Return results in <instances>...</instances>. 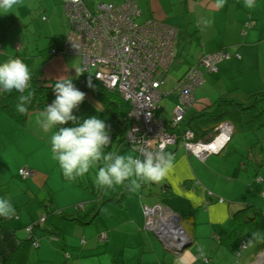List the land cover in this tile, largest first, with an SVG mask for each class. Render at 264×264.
Returning a JSON list of instances; mask_svg holds the SVG:
<instances>
[{"label":"crops","instance_id":"obj_1","mask_svg":"<svg viewBox=\"0 0 264 264\" xmlns=\"http://www.w3.org/2000/svg\"><path fill=\"white\" fill-rule=\"evenodd\" d=\"M94 1L98 0H82L89 9L98 3L120 5L125 0H101L90 8ZM135 1L139 10L136 23L153 19L173 26L178 38L185 33L189 42L195 40L200 45L199 55L218 50L230 55L217 63L216 73L203 75L186 118L188 112L190 116L209 109L219 98L244 103L251 94L264 91V0H256L252 9L244 7L243 0H226L222 8L216 0ZM65 2L24 0L13 13H0V62L19 58L32 69V77L38 76L51 87L59 77L72 78L76 86L82 76L77 77L72 59L55 52L68 33ZM139 18L144 20L138 22ZM204 20L211 24L205 25ZM189 24L195 28L191 35ZM57 32L65 34L60 44ZM33 35L47 41L32 43ZM85 98L102 110L92 96ZM41 112H30L25 126H19L0 111V198L15 208V217L0 216V264L28 238L36 245L32 242L29 246L24 264H251L264 250V242L248 244L254 232L264 236V134L261 141L258 131L244 134L234 129L223 150L204 161L185 155L178 142L166 151L173 158L172 168L162 182L138 181L139 186L133 188L125 181L99 188L95 179H89L87 185L63 176L50 146L56 129L44 130L37 122ZM185 126L184 122L181 127ZM122 136L112 134L110 149L133 155ZM39 144L47 166L33 161ZM14 151L24 159L13 161ZM23 167L32 172L26 179L17 173ZM125 187L127 193L119 199ZM78 204L82 207L76 209ZM155 204L181 216L190 235L181 254L169 252L163 244L162 249L144 230V206ZM246 204L254 205L260 214L247 223L239 216L237 224L233 215ZM29 226L31 232L26 230ZM102 232L105 240L99 239ZM201 247L202 258L197 252Z\"/></svg>","mask_w":264,"mask_h":264},{"label":"built area","instance_id":"obj_2","mask_svg":"<svg viewBox=\"0 0 264 264\" xmlns=\"http://www.w3.org/2000/svg\"><path fill=\"white\" fill-rule=\"evenodd\" d=\"M64 8L69 20L68 33L55 52L80 56L81 67L86 72L92 70L93 79L117 92L128 104L126 120L133 125L122 140L132 148L134 157L143 159V152L160 151L161 145L166 152L178 142L187 156L200 161L223 150L234 132L230 121L220 122L209 138H196L186 126L180 132L175 129L186 121V113L195 103L194 90L203 83V75L216 73L217 63L230 57L227 52L218 50L198 56L170 91L175 102L170 116L162 119L156 115L159 100L164 96L159 88L175 55L177 29L153 19L136 23L139 10L135 0H125L120 5L98 3L93 9L87 8L82 0H66ZM247 25L251 27L252 22ZM18 175L26 179L32 172L23 167L18 169ZM81 207L82 204L76 206ZM144 213V230L154 232L166 248L179 252L188 242L181 216L166 206H144ZM26 230L31 232L32 227ZM99 239L105 240L106 234L100 233ZM263 254L264 250L256 254L251 264H260Z\"/></svg>","mask_w":264,"mask_h":264},{"label":"clouds","instance_id":"obj_3","mask_svg":"<svg viewBox=\"0 0 264 264\" xmlns=\"http://www.w3.org/2000/svg\"><path fill=\"white\" fill-rule=\"evenodd\" d=\"M226 0H216L218 8H222ZM24 0H0V13H13L23 6ZM244 7L252 9L256 0H243ZM210 25L211 20L202 21ZM77 77L84 73L83 68L75 69ZM32 69L19 58H9L0 62V94L15 91L19 94L16 111L21 115L28 113L27 105L33 97ZM88 86L93 87L91 78ZM55 99L39 114L37 122L44 130L54 131L50 137L51 152L57 161L63 176L76 180L96 167L95 183L99 188H112L129 181L133 188L138 187V181L160 183L166 179L172 168V156L163 151L164 146L157 152H143V159L133 155H123L105 152L110 144V126L96 115L87 117L79 122L73 115L85 99V93L75 87L72 78L59 77L52 86ZM69 121L74 126L62 127ZM103 162V163H101ZM15 214L12 203L0 198V216L11 217ZM264 242V236L259 232L252 233L248 241ZM199 256L204 257L203 248H198ZM196 257H193L195 260Z\"/></svg>","mask_w":264,"mask_h":264},{"label":"trees","instance_id":"obj_4","mask_svg":"<svg viewBox=\"0 0 264 264\" xmlns=\"http://www.w3.org/2000/svg\"><path fill=\"white\" fill-rule=\"evenodd\" d=\"M81 76L82 80L79 82L78 88L90 93V95L100 103L111 122H115L116 128H119L122 123H125L120 116V104L122 100L119 94L102 86L99 82L93 79V75L90 72L85 71ZM89 78H91L93 87L88 86L87 82ZM31 85L33 97L31 103L27 105L28 113L26 115H21L16 111L19 97L18 93L13 91L11 93H3L0 96V111L5 113L19 126H25L27 115L30 112L43 111L46 105L51 104L49 93L52 87L50 85H47V83L38 76L32 77ZM249 100H251V102L245 104L228 98H219L209 109H203L191 114L185 121V125L193 130L196 138L211 137L210 135L213 133L214 128L222 121H230L234 125V129L237 131L244 132L247 130L251 133L259 130L262 131L264 129V91L251 94ZM126 193L127 188L125 187L120 193L119 199L123 198ZM59 213L62 214V212ZM259 214L260 212L258 208H255L252 204H246L238 209L233 216L236 219V222H238L237 219H239V216H242L244 222L247 223L252 221V218ZM71 219L79 221L78 217H71ZM184 219L187 221L189 220L187 216H184ZM237 224H239V222ZM32 242L33 241L30 238L21 240L15 251L11 253L2 264H24L28 248Z\"/></svg>","mask_w":264,"mask_h":264},{"label":"rangeland","instance_id":"obj_5","mask_svg":"<svg viewBox=\"0 0 264 264\" xmlns=\"http://www.w3.org/2000/svg\"><path fill=\"white\" fill-rule=\"evenodd\" d=\"M99 1H101V0L92 2L89 7L90 8H93V6L97 2H99ZM39 17H41V15H39ZM142 18H145V16L142 17ZM64 19H65V21L67 23L68 18L66 17V15H64ZM142 20H144V19L139 18V20H137V21L138 22H141ZM189 26L191 28L189 29L188 32L191 35L194 32L195 28L192 27V25H190V24H189ZM64 35L65 34H63L61 32L60 33L57 32V34L55 35L57 37V39H58V43L59 44L63 40ZM30 38H31L30 40H32V43H35V42L43 43L44 41H47L44 38H42L41 36H34L33 35ZM188 39H190V38H188L187 34H185V33L183 35V38H178L177 44L175 45V48H174L175 49V52H174L175 55H174L173 61L171 63L170 68L168 69V71L166 73L167 76L165 77V79L163 80V82L160 84L159 91L164 94V97H162L159 100V107H158V110H157V113H156V115L159 118H162L163 119V118H168L170 116V111H171V109H172V107L174 105V102H175V95L174 94H170V91L175 87V85L177 83V80L185 72L186 68L188 67V64L191 63V62H195L196 57L198 58V55H199V53L201 51L200 45L197 44V42L195 40H191L189 42ZM48 41H50L49 38H48ZM65 56H69L72 59L71 60V63H72V66L75 69H77V70L81 69V63H82V61H81V57L80 56H78V55H71V56L70 55H65ZM90 73H92V70L90 71ZM78 84H76V86H75L76 88H78ZM79 90L82 91L81 89H79ZM83 92L85 93V96H88V95L91 96L88 92H85V91H83ZM50 94H51L50 95L51 96V101H53L55 99V94H54L53 89H52V91H51ZM250 102H251V100L248 99L244 103L245 104H249ZM96 108H97V106L94 105V102L93 101H91L90 99H86L85 98L80 103V105L78 106V108L73 110V115H75L76 117L79 118V122H82L83 119H85L87 117L96 115L98 118H101L104 121H106L107 122L106 125H109L110 126L109 135H112V134L116 133V135L118 137H120L122 135H125L126 134V131L128 129H130V127L133 125L131 121H127L126 120V118H128L129 106L124 101H122L121 104H120V116L123 119V121H125V123H122L119 128H116L115 122H113V123L111 122V120L109 119L107 113H105V111L103 109L101 110V109L97 108L98 111H99L98 112L96 110ZM188 118H189V112L187 114L186 120ZM69 126H74L71 121H69L65 125H62V127H69ZM180 130H181V126L179 125L175 129V131L176 132H179ZM263 130L262 131L259 130L257 132L258 133V136L260 137V140L261 141H263L262 140V134L264 133ZM248 133H251V132L250 131H247V130L244 131V134H248ZM234 136L235 137H239L240 136L241 139H244L243 136L241 135V133H235ZM114 146H115V143L113 142L111 147H114ZM128 148L133 153V150L130 147H128ZM109 149H110V144H109V146H107L105 148V152H109V151H112L113 152L114 151L113 149L112 150L111 149L109 150ZM13 153L15 155L13 161L14 160H18V159H20V160L21 159H24L23 156L17 155L15 153V151ZM43 153H44L43 152V148L41 147V144H39V146L37 147V152L35 153V155L37 154V156L36 157H34L35 155L33 156V161L38 162L39 165H41V166L42 165L47 166L46 163L45 164L43 163L42 158H41V156H42ZM184 154H185V151H184ZM26 155H30V153H28ZM39 157H40V160H38ZM51 161H53V159H51ZM101 163H103V162H101ZM54 167H55V165H54ZM96 170L97 169L94 166L92 169H90V171L87 174H85L83 177H80V178L76 179L75 181H77V182L79 181L81 183H85V184L89 185L88 184L89 179H92L93 182H94V179H96ZM84 195L85 196L87 195L86 190H85V194ZM151 235H152L153 239L157 242V244L163 249V245H162L161 241L158 238H156L155 235H153V234H151Z\"/></svg>","mask_w":264,"mask_h":264},{"label":"water","instance_id":"obj_6","mask_svg":"<svg viewBox=\"0 0 264 264\" xmlns=\"http://www.w3.org/2000/svg\"><path fill=\"white\" fill-rule=\"evenodd\" d=\"M184 229H185V234H186V236H187L188 238H190V235H189L188 231L186 230V228H184ZM151 234L155 235V237L158 238L157 235H156L154 232H152ZM158 239H159V238H158ZM187 247H188L187 244H185L184 246H182L181 249L179 250V254H181V253H182ZM166 249H167L169 252H171L170 249H168V248H166ZM260 264H264V254H263V256L261 257V262H260Z\"/></svg>","mask_w":264,"mask_h":264}]
</instances>
